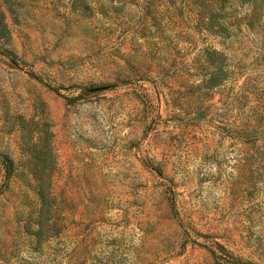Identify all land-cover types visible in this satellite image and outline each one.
Returning a JSON list of instances; mask_svg holds the SVG:
<instances>
[{"label": "rangeland", "instance_id": "374dc122", "mask_svg": "<svg viewBox=\"0 0 264 264\" xmlns=\"http://www.w3.org/2000/svg\"><path fill=\"white\" fill-rule=\"evenodd\" d=\"M0 264H264V0H0Z\"/></svg>", "mask_w": 264, "mask_h": 264}, {"label": "trees", "instance_id": "16d2710c", "mask_svg": "<svg viewBox=\"0 0 264 264\" xmlns=\"http://www.w3.org/2000/svg\"><path fill=\"white\" fill-rule=\"evenodd\" d=\"M211 52L204 50L202 57L204 62L203 65H206L207 69V76L202 77L197 85H202L207 88H214L217 87L219 84H221L224 79L227 76L228 67L225 66V63L223 62V58L225 57V54L221 51L215 50L212 48L210 50ZM46 144V143H43ZM33 143L26 144L25 151L30 153V156H33V159L36 157H39L42 159V156L39 152L38 155L34 153ZM32 149V150H31ZM4 159V167L6 174L11 172V159L7 155L2 156ZM30 173L33 176L34 179V192L37 197H39V203L41 204V207L39 208V215L42 211L44 213L48 214V208L52 204L53 200H50L48 197V190L50 187V173L44 172L43 170H37L34 168L30 169ZM45 209V210H44ZM40 222V220H39Z\"/></svg>", "mask_w": 264, "mask_h": 264}]
</instances>
